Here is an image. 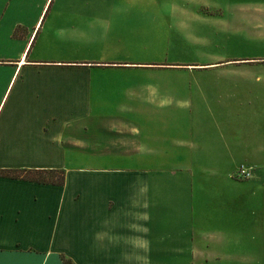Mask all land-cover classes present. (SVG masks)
I'll list each match as a JSON object with an SVG mask.
<instances>
[{
	"label": "crops",
	"instance_id": "0c3cea01",
	"mask_svg": "<svg viewBox=\"0 0 264 264\" xmlns=\"http://www.w3.org/2000/svg\"><path fill=\"white\" fill-rule=\"evenodd\" d=\"M181 3H203L221 28L233 16L232 32L248 26L264 42V0H0V173H63L61 186L0 176V264H264V218L244 235L241 218L193 216L196 191L215 193L241 166L264 183V145L197 147L188 126L148 116V96L152 111L169 108L153 99L168 75L142 71L179 64L111 56L133 19L192 9ZM244 61L264 56L181 66ZM133 79L146 80L139 94ZM200 153L211 168L197 173Z\"/></svg>",
	"mask_w": 264,
	"mask_h": 264
},
{
	"label": "rangeland",
	"instance_id": "374dc122",
	"mask_svg": "<svg viewBox=\"0 0 264 264\" xmlns=\"http://www.w3.org/2000/svg\"><path fill=\"white\" fill-rule=\"evenodd\" d=\"M189 4L192 9L179 11L178 16L177 14L161 16L158 13L156 18L148 16L142 21L133 19L126 29L112 35L115 46L111 50V56L126 62H163L161 66H166L165 63L179 64V69L174 70L144 69L147 71H142L148 74L168 75L164 78H155L160 85H157L159 87L153 93V99L160 101L162 98L164 100L169 98L171 100L168 103L169 108L152 111V100L148 96V116H154V121L155 116L158 115L165 123L174 121L173 124L178 123L180 127L188 126L191 129V139L197 147L221 143L224 140L234 146L245 145L254 149L262 147L264 145V63L244 61L216 67L181 65L263 57L264 42H258L259 33L248 26L239 27L238 30L242 31L239 34L232 32L234 30L232 26L235 28L236 25L235 17H227L228 28H221L219 17H211L218 20L217 22L206 19L209 17L206 16L208 12H205L203 3H196V6L191 3H181L182 6ZM133 73L137 72L133 71ZM144 82H146L144 79L140 81L133 79L128 86H131L132 92L139 94V85ZM120 84L121 82L116 83V89ZM123 90V92L127 91L124 88ZM117 92H121V89ZM121 98L131 106L139 105L134 98L116 97L115 100ZM165 103L163 102V108ZM178 104L183 108L180 111ZM177 132L179 134L178 130ZM205 155V153L198 154L196 162L193 163V170L197 173L211 168L210 162H204ZM231 163L225 161L221 171L227 172ZM235 172L231 173L230 178L222 176L216 184L215 193L204 189L196 191L193 216L195 219L211 221L241 218L245 224L242 229L243 234H255L250 222L256 224L264 218V204H262L264 191H261L264 183L258 182V179L253 183L248 182L254 179L252 177L240 181L233 176ZM255 175L257 176V171L253 169L252 176ZM55 177L58 178L57 175L53 176V179L48 178L55 180ZM260 180L264 181V179ZM235 204L237 208L233 206Z\"/></svg>",
	"mask_w": 264,
	"mask_h": 264
},
{
	"label": "trees",
	"instance_id": "16d2710c",
	"mask_svg": "<svg viewBox=\"0 0 264 264\" xmlns=\"http://www.w3.org/2000/svg\"><path fill=\"white\" fill-rule=\"evenodd\" d=\"M28 174V175H27ZM5 176L12 179H22L25 181H31L39 184H51L61 186L63 185V173L60 171H50V172H40V171H33V172H26L27 176H24L23 171H14V172H3L0 173V176ZM57 175L58 178L55 180H49L48 177L53 179L52 177ZM47 177V178H46ZM46 178V179H44ZM61 261L63 264H72L71 261L61 257Z\"/></svg>",
	"mask_w": 264,
	"mask_h": 264
},
{
	"label": "built area",
	"instance_id": "2783aa9c",
	"mask_svg": "<svg viewBox=\"0 0 264 264\" xmlns=\"http://www.w3.org/2000/svg\"><path fill=\"white\" fill-rule=\"evenodd\" d=\"M253 168L251 167H239L233 176H236V178L240 181H246L251 179L252 177ZM232 176V177H233Z\"/></svg>",
	"mask_w": 264,
	"mask_h": 264
},
{
	"label": "water",
	"instance_id": "95a60500",
	"mask_svg": "<svg viewBox=\"0 0 264 264\" xmlns=\"http://www.w3.org/2000/svg\"><path fill=\"white\" fill-rule=\"evenodd\" d=\"M147 68H155V67H147ZM158 68H178V67H158Z\"/></svg>",
	"mask_w": 264,
	"mask_h": 264
}]
</instances>
